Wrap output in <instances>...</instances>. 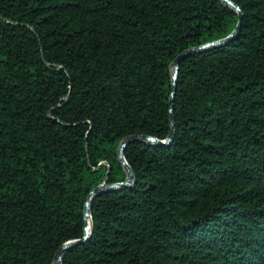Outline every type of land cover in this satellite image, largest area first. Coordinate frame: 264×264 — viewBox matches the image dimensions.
I'll list each match as a JSON object with an SVG mask.
<instances>
[{
	"label": "trees",
	"instance_id": "trees-1",
	"mask_svg": "<svg viewBox=\"0 0 264 264\" xmlns=\"http://www.w3.org/2000/svg\"><path fill=\"white\" fill-rule=\"evenodd\" d=\"M230 1L233 39L179 61L171 140L125 148L131 184L62 264H264V0ZM238 23L222 0H0V264L85 237L121 141L167 140L174 60Z\"/></svg>",
	"mask_w": 264,
	"mask_h": 264
},
{
	"label": "water",
	"instance_id": "water-1",
	"mask_svg": "<svg viewBox=\"0 0 264 264\" xmlns=\"http://www.w3.org/2000/svg\"><path fill=\"white\" fill-rule=\"evenodd\" d=\"M224 4H226L227 6H229L230 8H232L233 10H235L238 15H239V23L237 28L235 29V31L228 36L227 38H225L224 40H220L217 42H212L210 44H206L202 47H198V48H193L190 49L186 52H184L183 54L179 55L174 62L172 63V87H171V94H170V98H169V112H170V118H171V131L169 133V136L167 138L166 141H158L157 139H154L152 137H147V136H131L128 138H125L123 141H121L117 153H118V158H119V162L122 164L125 172H126V179L123 183H118V184H113V185H108L106 186L105 181H106V177L104 178L103 184H101L100 186L94 188L91 193H90V197L88 198L86 204H85V209H84V219H85V237L80 240V241H74V242H68L65 243L64 245H62L56 252L55 254V258H54V264H62V260H63V255L67 250H70L72 248H76L77 246L82 245L90 236L91 233V224L89 226V228H87V218H90V208H91V200L94 197L100 196L101 193H99L102 189L110 188V189H125L126 187H128L131 182H132V178H133V174L131 169L129 168V166L127 165V163L124 160L123 157V153L125 148L132 142L135 141H144V142H148V144L150 146H162L164 145L166 142H169L172 138V133H173V123H172V102H173V98L175 95V84H176V79H177V73H178V65H179V61L180 59L184 56V54L189 53L191 51H197V50H204L207 48H216L219 46H226L229 41H231L233 39V37L237 34V32L240 29V24H241V10L235 6L230 0H222ZM107 175V174H106Z\"/></svg>",
	"mask_w": 264,
	"mask_h": 264
},
{
	"label": "bare ground",
	"instance_id": "bare-ground-1",
	"mask_svg": "<svg viewBox=\"0 0 264 264\" xmlns=\"http://www.w3.org/2000/svg\"><path fill=\"white\" fill-rule=\"evenodd\" d=\"M90 198V197H89ZM89 226H90V218L88 217L87 218V228H89Z\"/></svg>",
	"mask_w": 264,
	"mask_h": 264
}]
</instances>
